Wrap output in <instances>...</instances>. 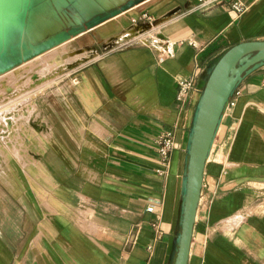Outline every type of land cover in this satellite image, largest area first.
Returning <instances> with one entry per match:
<instances>
[{
	"label": "crops",
	"instance_id": "0c3cea01",
	"mask_svg": "<svg viewBox=\"0 0 264 264\" xmlns=\"http://www.w3.org/2000/svg\"><path fill=\"white\" fill-rule=\"evenodd\" d=\"M239 1L240 13L231 0H142L69 40L85 56L30 113L0 120V264H173L201 90L225 50L264 40V0ZM132 36L144 44L119 47ZM183 79L193 89L177 100ZM161 132L175 146L159 174ZM187 264H264V63L221 114Z\"/></svg>",
	"mask_w": 264,
	"mask_h": 264
},
{
	"label": "water",
	"instance_id": "95a60500",
	"mask_svg": "<svg viewBox=\"0 0 264 264\" xmlns=\"http://www.w3.org/2000/svg\"><path fill=\"white\" fill-rule=\"evenodd\" d=\"M140 1L142 0H126L109 9L100 7L94 15L78 24V26H70L67 30L57 32L40 43H34L37 44L36 51L27 53L22 58L32 57L42 52V48L45 47L44 50H46L67 37L70 39L84 30L90 29L100 22L127 10ZM18 60H20V57ZM263 63L264 40L244 41L225 50L208 73L192 118L189 144L186 151L187 163L179 239L173 264H187L194 219L202 186L204 164L224 107L242 75Z\"/></svg>",
	"mask_w": 264,
	"mask_h": 264
},
{
	"label": "rangeland",
	"instance_id": "374dc122",
	"mask_svg": "<svg viewBox=\"0 0 264 264\" xmlns=\"http://www.w3.org/2000/svg\"><path fill=\"white\" fill-rule=\"evenodd\" d=\"M108 1L111 3L109 8H112L119 5L123 1L125 2L126 0H117L113 2L112 0ZM17 7L18 9L11 13L13 14V21L9 24L11 29L13 28V23L15 20H18L19 18L23 19L22 28L24 31L22 29L19 31V42L17 41L13 45L15 48L18 47L17 49H19V43L22 38L24 42L27 41V43L28 41L29 43H40L57 32L67 30L70 26H78V24L83 23L86 19L98 11L100 5L98 0H17L16 8ZM52 10L55 11L54 14L52 13ZM70 39L67 37L63 45L57 43L46 50H44V47L42 48L44 51L42 50V52L37 53L36 55L44 53L56 46L59 47L58 49H60L62 46H65L69 51H77L78 48H76V46L71 41H69ZM23 40L21 42H23ZM32 57L33 58H31V56H26L22 59L20 58V60L17 62L11 63V67L13 68H11L12 72H15L16 74L17 80H15L20 82L21 85L29 81V85L21 86V88H18V90L11 88L10 85L13 82H16L11 81V79H13V75L12 77H9L6 73L2 74L0 85L3 88H6V91L0 96L1 121H5L6 114L8 112H14L15 110L20 114L21 112L27 110L28 113H30L29 105H25V103L34 101V96L39 94L41 89L46 85L51 84L52 82H59L61 80V76L66 72L68 66L77 62H74L75 59H67L63 62L62 58L57 57V64L50 66L47 72L43 74L38 72L39 65L31 64L36 56ZM29 62L30 64H28ZM40 83L45 84L37 87L36 85ZM19 102H24L23 106L18 105Z\"/></svg>",
	"mask_w": 264,
	"mask_h": 264
},
{
	"label": "bare ground",
	"instance_id": "6f19581e",
	"mask_svg": "<svg viewBox=\"0 0 264 264\" xmlns=\"http://www.w3.org/2000/svg\"><path fill=\"white\" fill-rule=\"evenodd\" d=\"M16 6H17V0H0V81L2 80L3 73H6L9 77H12L13 75V79H11V81L12 82L16 81L17 80L16 74L15 72H12L13 68L11 67L12 66L11 63L16 62L19 57L22 58L23 55L27 53H31V52L34 53V51H36V48H37V44L31 43V42L29 43V41L28 43L27 41L24 42L23 38H22L23 42H21L22 41L21 40L19 43V49H17L18 47L15 48L13 46L17 41L19 42V39H18L19 31L21 29L23 30L22 28L23 19L22 18L15 20L13 23V28L10 29L9 23L13 21L12 19L13 14L11 13L16 11V9H18V7L16 8ZM65 40L66 39H63L61 42H59L60 45H63ZM58 48L59 47L56 46L39 55H36V54L33 55L36 57L31 64L39 65L38 66L39 73L41 72L44 74L45 72H47L50 66H54L55 64H57V57L62 58L64 62V60H67V59H71V60L81 59L86 54L85 52H82V51H69L65 46L60 47V49ZM28 64H30V62ZM24 85H29V81L25 82V84L23 85H21L20 82L16 81V82H13L10 85V87L18 90V88L20 89L21 86H24ZM5 91H6V88H3L0 85V96ZM16 154L17 156L20 155L17 152Z\"/></svg>",
	"mask_w": 264,
	"mask_h": 264
},
{
	"label": "built area",
	"instance_id": "2783aa9c",
	"mask_svg": "<svg viewBox=\"0 0 264 264\" xmlns=\"http://www.w3.org/2000/svg\"><path fill=\"white\" fill-rule=\"evenodd\" d=\"M197 2L201 4H210L214 0H196ZM230 5L232 8H234L237 12H242L245 7L239 0H231ZM142 19L146 20L147 22L152 21V17L146 14H143L141 16ZM132 22L135 23L136 19H132ZM150 44H157L162 41V39L158 36H150L149 37ZM130 43H136V44H144L142 41V38L139 36H132L130 37V40H121L118 44L119 47H125ZM177 92H176V99L182 100L184 99L187 94L193 89V83L189 79H183L178 81L177 84ZM154 148L158 157V161L161 165V168L157 170L159 174H162L166 172V169L169 167V157L174 149L175 143L173 136L170 132H161L157 136L154 137ZM156 226V225H155Z\"/></svg>",
	"mask_w": 264,
	"mask_h": 264
}]
</instances>
